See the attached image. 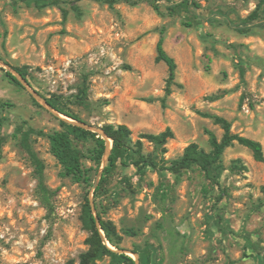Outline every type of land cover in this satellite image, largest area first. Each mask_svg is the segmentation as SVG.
I'll list each match as a JSON object with an SVG mask.
<instances>
[{
  "label": "rangeland",
  "instance_id": "374dc122",
  "mask_svg": "<svg viewBox=\"0 0 264 264\" xmlns=\"http://www.w3.org/2000/svg\"><path fill=\"white\" fill-rule=\"evenodd\" d=\"M258 2L161 0L157 12L120 0H0V264H79L93 233L86 201L95 227L96 219L106 223L138 262L148 255L149 264H264V161L234 143L213 171L219 186L195 166L166 170L191 143L210 151L205 129L222 136L205 113L260 142L264 155V5L249 19ZM162 29L176 63L164 100L168 71L155 61ZM15 69L28 87L7 78ZM46 99L94 133L126 125L125 161L143 155L156 166L142 176L118 166L95 194L104 158L97 166L92 141L73 139L89 181L65 174L48 138L65 117ZM168 128L163 147L143 138ZM95 264L112 263L103 256Z\"/></svg>",
  "mask_w": 264,
  "mask_h": 264
},
{
  "label": "trees",
  "instance_id": "16d2710c",
  "mask_svg": "<svg viewBox=\"0 0 264 264\" xmlns=\"http://www.w3.org/2000/svg\"><path fill=\"white\" fill-rule=\"evenodd\" d=\"M80 1V0H78ZM107 4H113L119 0H101ZM130 5H137L141 2L148 3L154 11L159 10V2L161 0H120ZM170 2V0H165ZM186 6L187 2L181 4L171 3L167 7L169 14L174 15L177 12L179 6ZM264 5V0H259L257 9L249 16L250 20L257 18V10ZM164 29L160 31L159 38L156 42L155 47V61L162 62L166 65L168 75L166 79L165 89H164V100L171 94L172 87L175 84L176 76V63L174 59L167 54L163 48L164 42ZM22 79L26 80V73L23 70L15 69ZM7 78L12 82L21 86L18 79L11 73H6ZM46 104L50 106L53 110L62 114L71 120L81 123V119L61 107L55 104L53 101L46 99ZM7 105V104H6ZM202 116L209 118L215 125H218L223 131L222 136L218 138L213 131L205 129V134L208 137V144L210 146V151L205 152L201 149L196 143L189 144L183 151V154L180 158L173 160L166 170L173 174H179L183 170H188L192 167H197L203 174L208 176V179H211L215 185L219 186L218 182L215 180L213 171L215 169L221 168L222 155L224 150L234 143H237L245 148H247L255 161L263 162L264 155L262 150V145L260 142L234 134L231 132V123L225 118L215 115V114H202ZM58 124L60 129L55 130L48 135V138L51 143V152L54 158L62 166L66 175L70 176L77 182L87 183L89 181V169L85 168L80 161V155L77 150L73 148L72 141L73 139H90L93 143V148L90 151L89 160L94 162L97 166L101 165V162L105 156L107 150V139L111 140V150L107 156L106 163L103 166L100 173V181L96 187L95 194L100 190L103 183L106 181V178L111 172L118 166H129L132 165L136 173L139 176L144 174L146 167H155L156 163L152 160L139 155V157L133 160L131 163L125 161V156H128L129 152V138L131 135L130 129L123 124L118 125H105L102 127V133L105 138L99 134L94 133L89 130H85L73 123H70L64 119L58 118ZM173 133L168 128L160 134H146L143 138L147 139L149 142L153 143L156 147H163L169 138H172ZM140 145V142H137ZM41 199L47 209L51 210L52 206L49 201V197L46 195L44 189H41ZM86 211L88 213V220L92 224L93 233L88 239L89 250L80 255L79 264H95L96 260L100 259L103 256L109 257L112 264H135V261L124 253H119L120 248L119 243L114 240L112 234L113 231L110 227L104 223L102 220L99 221L100 229L104 233V237L100 234V230L95 227L94 218L91 215L90 207L88 201L85 205ZM115 248L117 251L110 249L106 243ZM136 253V252H135ZM149 256L144 258L139 257V264H149Z\"/></svg>",
  "mask_w": 264,
  "mask_h": 264
},
{
  "label": "water",
  "instance_id": "95a60500",
  "mask_svg": "<svg viewBox=\"0 0 264 264\" xmlns=\"http://www.w3.org/2000/svg\"><path fill=\"white\" fill-rule=\"evenodd\" d=\"M13 75L18 79V81L20 82V84L21 85H23L24 87H28V85H27V83H26V81H25V79H22L20 76H19V74L16 72V71H13ZM45 103H46V101H44ZM50 107V106H49ZM50 109H52L51 107H50ZM53 110V109H52ZM53 111H55V110H53ZM56 112V111H55ZM56 113H58V112H56ZM59 114V113H58ZM59 115H61L62 117H65V119L64 120H66V119H70V118H68V117H66V116H64V115H62V114H59ZM71 120V119H70ZM72 121V123L73 124H75V125H77V126H79V127H82V128H88L85 124H83V123H78V122H75V121H73V120H71ZM99 134H101L104 138H105V136H104V134L102 133V132H99ZM108 140L109 139H107V150H106V153H105V156H104V163H106V159H107V156H108V154H109V152H110V150H111V143H110V145H109V143H108ZM111 141V140H110ZM105 165V164H104ZM103 165V166H104ZM103 166H102V168H103ZM102 170V169H101ZM100 173H101V171H100ZM99 176H100V174H99ZM94 187H95V185H94ZM96 225H97V228L101 231V229H100V224H99V221H98V219H96ZM103 235V234H102ZM103 237V236H102ZM112 250H114V251H117L116 249H112ZM118 252L119 253H124V254H128V252H126V251H124V250H118ZM133 255H135L134 253H132ZM134 261H135V264H139V262H138V258H137V256L135 255V258L133 259Z\"/></svg>",
  "mask_w": 264,
  "mask_h": 264
}]
</instances>
